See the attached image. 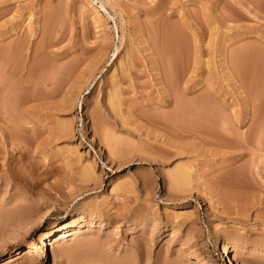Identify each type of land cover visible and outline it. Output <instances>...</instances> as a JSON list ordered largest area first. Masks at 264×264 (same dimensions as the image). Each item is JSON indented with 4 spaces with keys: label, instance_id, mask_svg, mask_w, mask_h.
Returning <instances> with one entry per match:
<instances>
[{
    "label": "rangeland",
    "instance_id": "1",
    "mask_svg": "<svg viewBox=\"0 0 264 264\" xmlns=\"http://www.w3.org/2000/svg\"><path fill=\"white\" fill-rule=\"evenodd\" d=\"M228 244L264 264V0H0V264Z\"/></svg>",
    "mask_w": 264,
    "mask_h": 264
},
{
    "label": "bare ground",
    "instance_id": "2",
    "mask_svg": "<svg viewBox=\"0 0 264 264\" xmlns=\"http://www.w3.org/2000/svg\"><path fill=\"white\" fill-rule=\"evenodd\" d=\"M77 222V220L73 221V223ZM31 227V225H26L23 227V231H28V229ZM78 233V225L75 226H69L67 228H59L57 231H53L48 238L46 239V245L48 247L53 246L55 243L64 241L65 239H68L69 237L75 236ZM40 250V246L38 243H32L29 247L25 248L21 252L18 253L17 257L9 258L6 263H11L17 259H21L27 255H34L37 254ZM224 252L222 253L223 256H225L224 263L225 264H246L242 261H236L232 253L235 251V245L234 244H228L223 248ZM57 257V256H56Z\"/></svg>",
    "mask_w": 264,
    "mask_h": 264
}]
</instances>
